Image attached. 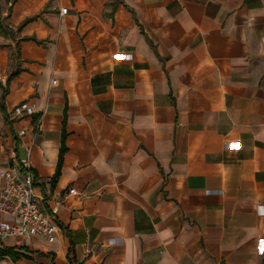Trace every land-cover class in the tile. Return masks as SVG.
Masks as SVG:
<instances>
[{"label": "crops", "instance_id": "0c3cea01", "mask_svg": "<svg viewBox=\"0 0 264 264\" xmlns=\"http://www.w3.org/2000/svg\"><path fill=\"white\" fill-rule=\"evenodd\" d=\"M6 6L0 171L24 126L35 194L60 207L54 243L0 241L18 256L0 264H264V0ZM23 100L37 112L12 119Z\"/></svg>", "mask_w": 264, "mask_h": 264}, {"label": "built area", "instance_id": "2783aa9c", "mask_svg": "<svg viewBox=\"0 0 264 264\" xmlns=\"http://www.w3.org/2000/svg\"><path fill=\"white\" fill-rule=\"evenodd\" d=\"M66 13L67 8L59 10L60 15ZM36 112V104L32 100L20 101L10 110L11 118L16 120L31 119ZM34 123L29 122L27 127ZM16 136L20 140L29 136L31 143L28 146L23 144L25 157L19 160L14 157L0 171V241L11 240L14 246L31 239L54 243L59 231L57 214L60 203L45 208L36 196L34 176L28 160L35 137L24 126L17 131ZM69 194L77 195L74 189H70Z\"/></svg>", "mask_w": 264, "mask_h": 264}, {"label": "trees", "instance_id": "16d2710c", "mask_svg": "<svg viewBox=\"0 0 264 264\" xmlns=\"http://www.w3.org/2000/svg\"><path fill=\"white\" fill-rule=\"evenodd\" d=\"M9 0H6V2H8ZM29 20H31L30 18H26L24 19L18 26H17V30H20V28H22ZM2 27L1 22H0V28ZM4 30V32L6 33V28L2 27ZM19 70L15 69L13 72H11L8 77L5 80V85L7 86V84L9 83V81L15 77L18 74ZM5 95V90L2 91V94L0 96V110L3 111L4 110V104H3V98ZM66 151L65 148V144H64V134H62L61 136V146L59 148V152H58V158H57V163H56V168H55V172L51 178V185H53L55 183V181L57 180V178L60 175V170H61V166H62V159H63V155ZM8 255L10 256L12 259L17 258L18 256L13 254V251L11 249H4L2 251H0V256H5Z\"/></svg>", "mask_w": 264, "mask_h": 264}, {"label": "rangeland", "instance_id": "374dc122", "mask_svg": "<svg viewBox=\"0 0 264 264\" xmlns=\"http://www.w3.org/2000/svg\"><path fill=\"white\" fill-rule=\"evenodd\" d=\"M7 2L6 0H0V16L3 13H8V7L6 6ZM3 19L2 21H4Z\"/></svg>", "mask_w": 264, "mask_h": 264}]
</instances>
